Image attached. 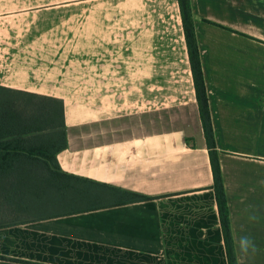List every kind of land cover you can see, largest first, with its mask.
Masks as SVG:
<instances>
[{"label":"crops","instance_id":"1","mask_svg":"<svg viewBox=\"0 0 264 264\" xmlns=\"http://www.w3.org/2000/svg\"><path fill=\"white\" fill-rule=\"evenodd\" d=\"M165 1L153 22H127L121 6H59L88 14L84 44L76 50L67 39L46 56L43 37L25 36L26 0H0V105L11 91L62 99V172L151 198L59 211L55 167L0 164V264H229L180 8ZM191 7L232 239L250 235L259 251L246 264H264V0ZM8 153L38 157L0 149Z\"/></svg>","mask_w":264,"mask_h":264},{"label":"trees","instance_id":"2","mask_svg":"<svg viewBox=\"0 0 264 264\" xmlns=\"http://www.w3.org/2000/svg\"><path fill=\"white\" fill-rule=\"evenodd\" d=\"M178 4L201 121L210 153L214 179L213 188L218 203L228 263L236 264L228 200L211 120L209 98L200 60L191 0H178ZM31 136L33 137L31 138ZM26 137L28 139H24ZM2 138H9V141L0 142V149L34 150L38 157H23L8 153V155L0 156V164L12 165L17 162L22 163L23 159H31L33 160L31 163L56 168V171L52 170V174L56 175L58 184L59 211L66 210L69 213H80L151 199L136 192L62 172L56 158V155L68 146L65 105L62 99L11 91L8 104L0 105V139ZM29 138L34 141L31 142Z\"/></svg>","mask_w":264,"mask_h":264},{"label":"rangeland","instance_id":"3","mask_svg":"<svg viewBox=\"0 0 264 264\" xmlns=\"http://www.w3.org/2000/svg\"><path fill=\"white\" fill-rule=\"evenodd\" d=\"M65 4H74V6L88 5L94 6H121V13L117 15L127 22H129L131 15L136 17L138 22L149 20L151 22L162 20L164 18L163 7L166 4L165 0H26V28L25 36L27 38L43 37L44 44L38 45L40 48H45L44 54L49 56L48 53H54L55 50H61L66 48L67 39L70 43H74L76 50L82 48V21L84 15L81 9H75L72 13H66L65 10L60 9L59 6ZM49 8L48 10H41L42 8ZM56 7V9H55ZM40 8V9H39ZM133 10V11H132ZM132 11V13H131ZM72 18H69L70 16ZM99 13H91V20H99ZM67 16H69L67 18ZM72 21L74 24L68 28H48V25L55 21ZM42 26H44L42 28ZM91 31L98 32V26ZM4 31L2 36H17L19 35L15 30V33H8ZM20 36H24L20 33ZM96 36V35H95ZM96 43V42H95ZM53 49L54 52L50 51Z\"/></svg>","mask_w":264,"mask_h":264},{"label":"clouds","instance_id":"4","mask_svg":"<svg viewBox=\"0 0 264 264\" xmlns=\"http://www.w3.org/2000/svg\"><path fill=\"white\" fill-rule=\"evenodd\" d=\"M246 211L250 222L260 220L259 207L250 205ZM233 240L236 264H246V261L259 251L254 239L250 235H234Z\"/></svg>","mask_w":264,"mask_h":264}]
</instances>
